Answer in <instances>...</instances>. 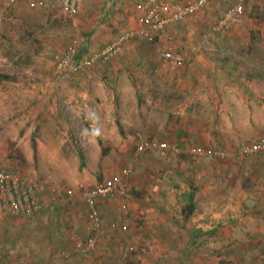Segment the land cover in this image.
Listing matches in <instances>:
<instances>
[{"label": "crops", "instance_id": "crops-1", "mask_svg": "<svg viewBox=\"0 0 264 264\" xmlns=\"http://www.w3.org/2000/svg\"><path fill=\"white\" fill-rule=\"evenodd\" d=\"M144 1L84 0L80 22L108 20L117 21V25L127 19L129 25L125 26L129 29L119 34L115 41L128 30L141 26L134 4ZM193 1L161 0L176 7ZM230 1L208 0L197 19H185L169 26L163 34L156 35L154 42L162 43L160 53L189 54L194 51L199 55L196 45L189 46L184 53L179 47L176 50L174 40L186 35L197 38L209 17L213 19L210 27L239 0L228 4ZM242 1L246 5L248 1L255 0ZM50 4L54 8L57 6L61 12L54 2L39 3L31 9L23 3L7 7L5 0H0L2 57L6 54L11 58L16 56L13 61L20 62L26 59L25 55H31V61H35L36 54L44 53L42 50L50 40L55 45H58V40H65L63 37L48 40V22L54 11ZM248 15L246 10L242 25L216 35L228 38L244 33L247 21L252 22ZM189 23L192 26L182 28ZM81 26L85 27L82 33L81 28L77 31L80 39L69 41V44L72 40L77 41L80 57H87L108 45L107 25L103 24L102 28L104 40L98 35L100 26L95 31V26ZM258 34L264 39V31ZM98 46L101 47L92 50ZM60 50L57 55L63 52L60 53ZM217 52L222 55L219 60L211 61L205 55V60L199 62L194 56L182 66L172 67L160 58V63H145L143 59H147L148 53L137 47L135 53L140 60L132 64V69L145 70L146 75L151 77L150 81L147 78L143 80L141 73L139 76L136 74L135 79L128 73L121 75L118 71L128 70V63L103 64L105 67L98 75L101 82L94 85L98 87L101 109L108 100L120 98L121 102H125L126 95L134 98L132 91L149 82V85L153 84L152 90L149 87L139 92L151 93L148 99L155 103L154 109L157 102H168L170 114L167 118L170 121L162 123L164 117H158L159 112L148 114L147 108L137 110L134 116L128 117L139 122L143 117L146 121L141 123L147 127L143 130L149 135L150 140L144 137L149 148L138 155L135 153V160L129 165L133 172L126 183V196L116 202H98L96 208L102 229L96 248L89 257L83 258L76 253L75 246L84 243L90 233L82 242L74 240L71 234L74 225L63 220L64 207L60 205L65 203L50 204L46 193L37 192L36 198L41 205L37 215L31 219L17 217L0 222V264H118L125 239L132 247L126 264H264V152L248 158L236 154L240 146L264 140V64L256 68L245 59L233 61L226 55V42H222ZM107 80L112 82L113 87L116 81L119 82L118 97L109 94L105 84ZM80 81L79 77L68 82L55 77L41 81L17 78L0 81V117L10 119L9 129H69L62 122L66 120L64 105L73 103L69 99L75 97L66 92L69 86L72 89L80 86ZM132 82L136 89L130 91ZM139 101L138 98L135 102ZM123 114L120 112L123 123L130 125L128 118L122 117L125 116ZM42 116L45 117L44 125L37 128ZM53 116L56 123L50 120ZM109 118L108 113L105 119ZM156 127L161 129H152ZM0 129L7 127L1 125ZM106 131L103 129L99 133L108 140ZM110 133L112 141H108L113 147L109 151L112 155L115 148H121L122 138L117 128L111 129ZM164 142L174 146L177 152L161 148ZM56 147L66 149L59 144ZM196 148L228 152L229 156L224 159L194 156L190 151ZM107 154L101 155L102 160H109L111 156L106 158ZM63 159L60 152H56L50 165H62ZM104 172L105 168L102 180L81 187H93L108 179ZM82 183L78 181V184ZM64 254L69 257L64 258Z\"/></svg>", "mask_w": 264, "mask_h": 264}, {"label": "rangeland", "instance_id": "rangeland-1", "mask_svg": "<svg viewBox=\"0 0 264 264\" xmlns=\"http://www.w3.org/2000/svg\"><path fill=\"white\" fill-rule=\"evenodd\" d=\"M235 1L236 0H231L228 4ZM181 5L183 4L178 6ZM50 7L54 8L51 4ZM53 10L52 17L50 18L47 27L48 40H58V38L61 37L65 40H58V45L53 44L55 42L50 40L45 46L46 48L42 50L44 53L36 54L37 56H35V58L37 59L35 61H31V55H25L26 59L23 58L20 62H16L13 61L16 56L11 58V55L6 54L2 57L3 55L0 54V73L11 77V79L17 78L24 81L54 79L53 70L55 57L60 49V53L63 51L71 39H80V34L78 35L77 31L81 28L80 33H82L85 27L81 25H86L87 27L95 26L93 28L94 31L97 29V26H100L97 30L99 31L98 35L101 40H104L102 37L103 24L107 25L108 33L106 38H109V42L106 43L108 44L119 34L129 29L125 26L129 25L127 19L117 25V21L108 22V20L99 22L90 20V23H86L80 22L82 9L74 18H68L65 15H62L57 6ZM246 10H248V18H250L252 22L248 23L247 21L245 24V32L235 34L237 38L235 35H230L228 38L226 35L206 37L208 34L209 23L213 21V19L209 17L210 20L206 21V26L197 38L186 35L185 38H179L178 40L175 39L174 45L176 50L179 47L184 53L187 51L186 48L196 45L199 47L198 51H200V53L199 55L196 54V52L192 53V56H189L190 61L194 56H196L195 60L199 62L204 61L205 59L203 57L205 55L213 61L215 59L219 60L222 56L220 52H217L218 47L222 45V42H226L228 44V53L226 55L231 57L233 61H243L245 59L250 62L253 67L255 66L256 68H259V66L264 64V39H261V34H258L259 31H264V0H255L254 2L248 1L245 5V11ZM190 26H192V23H189L182 28L185 29ZM247 29L248 31H246ZM85 30L87 33V28ZM229 40H232L233 42H230ZM135 41L136 42L130 41L119 57L107 63H97L90 69V71L78 74V76L74 75L68 79L71 80L79 77L81 80L80 86L76 85L74 89L69 86V91L66 92V94L70 93L71 96L73 95L75 97L73 100L69 99V101H73V103L69 102L64 105L66 120H61L65 127H69V129H9L8 122L10 119L0 117V126L5 125L7 127V129H0V170L17 173L18 175L30 178L36 186L43 187L41 192L46 193L50 204L65 203L64 205H60L64 207L63 220L68 222L67 224H70L71 226L74 225L71 234L73 239L78 240L79 242L84 241L90 233L86 208L81 198V193L84 190V187H81V185L87 187L92 185L93 182L102 180L104 177V168L105 176L107 175L109 178L117 176L120 171H122L121 169L129 166L133 160H135L134 158L137 147L135 135L141 133L146 139L149 137V135L144 133L145 131L143 130L147 129V127L141 123L146 122L143 117L139 119L140 122L134 121L128 117L134 116L137 110L139 111L143 108H147L148 114L159 112L158 117H164L162 118V123L166 124L170 121V119L167 118V115L170 114L168 112V102H157V108L154 109L153 104L155 103L148 99L150 98L148 95L151 93L147 94L139 92L140 89H149V87L150 90H152L153 84L151 83L149 85V82L137 89L135 83L132 82L131 85H129V90L131 91L132 88L136 89V91H132L134 98H129L126 95L125 102H121L120 98L119 100L117 98L116 101L108 100L106 105L101 109L98 87L95 88L94 85L99 83L100 79L98 78V75L101 72L102 67H105V64L128 63L130 64L128 70L121 69L118 71L121 75L125 76L128 73L130 77L135 79L136 74L139 76L141 73L140 77H142L143 80L147 78L148 81H150L151 77L146 75L145 70L139 71L137 69H132V64L140 60L135 53V49L138 47L142 52L145 51L148 53L149 58L147 57V59H143L146 61L145 63H160L159 53L162 49V43L159 41L156 43H149L141 39ZM92 46L97 45L93 44ZM56 47L58 51H56ZM100 47L101 46H98L97 48L93 47L92 50H96ZM118 78L119 76H117V80ZM68 80L65 81L68 82ZM83 81H85V83ZM105 84L109 94L114 95L115 97L119 96L118 89H120V87L118 81L114 83V87L111 85L112 82H108V80L105 81ZM160 88L164 90L167 89L165 86H160ZM138 98L140 101L135 102ZM77 100H80V102L77 103ZM120 112H124L123 115L125 116L122 117H127L130 125L123 123ZM54 113L55 112L50 113V115H53ZM108 113L110 118L105 119ZM43 119H45V117L42 116V119L40 118L38 120L37 128L40 125H44L43 122L45 120L43 121ZM50 120L55 122V116ZM156 120L161 121V119L158 118ZM113 124L115 126H113ZM115 127L120 132L122 138L121 148H115V153L110 155L113 147L109 144L108 140H110L111 143L112 135L110 132L111 129H116ZM103 129L107 130L106 134L108 140L99 133ZM152 129L161 128L156 127ZM148 139L150 140V138ZM33 142L36 148L35 152L33 151ZM69 143L70 145L68 146L67 144ZM56 144H59L67 150L58 149ZM104 150L108 153L106 158L111 156L109 160H102L103 156L101 155L106 154L103 152ZM56 152H60L61 157L64 158L62 160L64 163L62 165L52 166L50 165V160L52 155ZM183 155L186 154H182V156ZM94 157L95 163H93ZM81 162L84 163V167H80ZM79 180L83 183L78 184ZM69 192L71 194H69ZM55 193H60V195H56ZM68 212L70 214H68ZM59 264L61 263L59 262Z\"/></svg>", "mask_w": 264, "mask_h": 264}, {"label": "built area", "instance_id": "built-area-1", "mask_svg": "<svg viewBox=\"0 0 264 264\" xmlns=\"http://www.w3.org/2000/svg\"><path fill=\"white\" fill-rule=\"evenodd\" d=\"M5 2L7 7L23 3L31 9L35 8L39 3L54 2L58 4L63 15L68 18H74L81 11L84 0H5ZM207 2L208 0H195L182 7L164 4L161 0L137 2L134 4V9L140 16L139 22L141 26L138 29L128 30L112 43L84 58L79 56L77 41L72 40L66 50L56 56L53 77L65 81L74 75L86 73L97 63H107L119 57L123 48L135 39L153 43L156 35L163 34L169 26L188 18L197 19L204 11ZM244 15L245 5L242 0H239L232 4L215 23L210 25L206 37L228 32L234 27L242 25ZM193 52L181 54L163 51L159 53V57L172 67H180L186 63ZM135 137L137 140L136 154L138 155L146 148H149V143L141 133H137ZM160 147L174 153L177 152L174 146L165 142ZM190 152L194 156H213L220 159L229 156L228 152H217L201 148L192 149ZM260 152H264V140L240 146L236 150V154L243 158H248ZM131 176L132 167H125L117 176L108 178L82 191L81 198L88 214L90 235L84 243H78L75 246V252L83 258L89 257L95 250L101 234V221L96 208L98 202H116L123 199L127 194L126 183ZM42 190L43 187L36 186L27 176L0 170V222L8 218L17 217L31 219L37 215L41 210V205L37 201L36 193ZM55 194L60 195V193ZM69 194L71 193L69 192ZM125 229L126 225L123 226V230ZM1 249L2 245L0 242ZM131 251L132 247L125 239V248L118 264H126ZM63 256L64 258L69 257L67 254Z\"/></svg>", "mask_w": 264, "mask_h": 264}, {"label": "trees", "instance_id": "trees-1", "mask_svg": "<svg viewBox=\"0 0 264 264\" xmlns=\"http://www.w3.org/2000/svg\"><path fill=\"white\" fill-rule=\"evenodd\" d=\"M10 79H11V77H9L7 75H4V74H0V81H7V80H10ZM33 151L34 152L36 151L34 142H33ZM103 152L106 153V150H104ZM80 167H84V163L83 162H81ZM87 217H88V215H87Z\"/></svg>", "mask_w": 264, "mask_h": 264}]
</instances>
